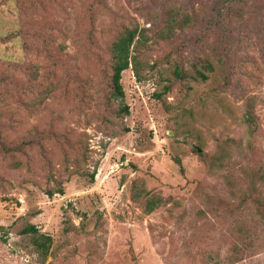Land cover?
I'll use <instances>...</instances> for the list:
<instances>
[{"label":"rangeland","instance_id":"rangeland-1","mask_svg":"<svg viewBox=\"0 0 264 264\" xmlns=\"http://www.w3.org/2000/svg\"><path fill=\"white\" fill-rule=\"evenodd\" d=\"M35 130L54 178L0 154V264H40L27 225L42 264H264V0H0V134Z\"/></svg>","mask_w":264,"mask_h":264},{"label":"trees","instance_id":"trees-1","mask_svg":"<svg viewBox=\"0 0 264 264\" xmlns=\"http://www.w3.org/2000/svg\"><path fill=\"white\" fill-rule=\"evenodd\" d=\"M142 29L137 27L124 28L122 33L112 42L109 55H110V69L111 77L110 83L112 87V95L116 99H122L124 92L121 86L122 72L132 67L135 77L139 79L137 69L135 68V58L131 55V48L136 38L141 36ZM142 37V36H141ZM208 67L209 63L206 64ZM206 67V66H205ZM176 75H180L178 70L175 71ZM201 79L205 80L206 76L203 73H198ZM123 111L127 113V108L123 107ZM244 123L250 131L256 128V116L252 109H247L243 116ZM42 132L35 130V132L27 137H22L19 143H13L11 140L0 134V154L11 162L14 169H24L31 171L28 162L27 151L35 149L38 150L39 156H41L40 162L44 177L47 182L53 181V169L51 162L48 160L46 154L42 151ZM179 163V161H177ZM263 174V173H262ZM261 174V177H263ZM93 174L90 175V179H93ZM57 193L62 194V190H58ZM48 195H51L49 192ZM259 213H262L264 217V204L260 203V198H255ZM159 200L149 199L146 201L145 209L147 212H151L158 205ZM21 235L29 236L33 245L34 251L37 255V259L42 264L50 253L51 238L47 235L40 234L35 226L27 225L20 231Z\"/></svg>","mask_w":264,"mask_h":264}]
</instances>
